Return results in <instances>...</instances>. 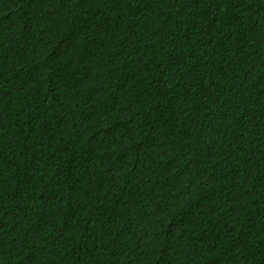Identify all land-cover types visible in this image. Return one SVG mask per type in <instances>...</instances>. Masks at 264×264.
Listing matches in <instances>:
<instances>
[{"label": "trees", "instance_id": "1", "mask_svg": "<svg viewBox=\"0 0 264 264\" xmlns=\"http://www.w3.org/2000/svg\"><path fill=\"white\" fill-rule=\"evenodd\" d=\"M0 264H264V0H0Z\"/></svg>", "mask_w": 264, "mask_h": 264}]
</instances>
